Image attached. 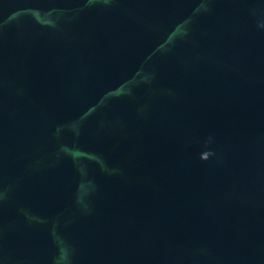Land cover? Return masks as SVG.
Listing matches in <instances>:
<instances>
[{
    "label": "water",
    "instance_id": "1",
    "mask_svg": "<svg viewBox=\"0 0 264 264\" xmlns=\"http://www.w3.org/2000/svg\"><path fill=\"white\" fill-rule=\"evenodd\" d=\"M0 264H264V0H0Z\"/></svg>",
    "mask_w": 264,
    "mask_h": 264
}]
</instances>
